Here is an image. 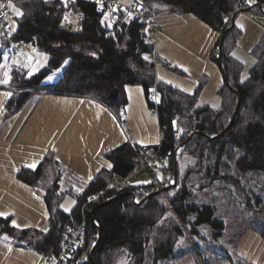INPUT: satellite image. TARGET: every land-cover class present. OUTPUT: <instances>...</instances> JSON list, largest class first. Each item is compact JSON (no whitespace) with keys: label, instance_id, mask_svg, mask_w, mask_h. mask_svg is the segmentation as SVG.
<instances>
[{"label":"trees","instance_id":"obj_1","mask_svg":"<svg viewBox=\"0 0 264 264\" xmlns=\"http://www.w3.org/2000/svg\"><path fill=\"white\" fill-rule=\"evenodd\" d=\"M148 1L197 16L218 32L219 37L230 26V16L248 6L245 0ZM255 1L258 4L250 6V10L261 13L264 0ZM13 2L21 11V16L15 18L13 40L36 45L50 59L39 72L27 78L13 73L12 87H22L23 91L13 92L7 103L10 112L21 108L35 93H48L93 99L120 118L127 103L125 86L140 85L147 100L156 88L157 101L148 100V106L160 125H166L167 129L157 146L141 147L126 141L105 151L111 168H102L81 188L61 186L69 173L50 153L35 170L21 169L19 179L44 191L48 229L17 228L9 217L0 216V239L8 236L18 246L56 257L63 249L69 229L84 219L87 240L95 239L100 232L99 243L93 256L82 262L78 260L83 250L75 248L67 257V264H173L175 244L184 233L181 224L190 225L193 234H198L200 226L208 225L214 239L222 236L225 222L215 216L218 205L240 219L247 230L264 238V182L258 187V182L251 183L254 177L243 178L247 172L264 176V38L253 49L257 62L242 80L243 64L231 56L240 31L235 25L226 32L221 62L217 60L218 53L213 60L221 67L230 86L225 81L216 92L221 102L215 109L199 104L206 81L204 76L200 77L193 94L157 80L154 46L145 42L147 24L138 17H127L121 10H113V16L103 15L97 2L77 0L74 9L83 12V24L81 31L72 32L60 26L63 0ZM146 16H150V9ZM66 60L69 62L59 78L43 83ZM236 91L240 95V107L231 126L217 136L230 122L237 104ZM186 130L192 134L185 133ZM182 143L181 155L177 158V185L166 191L174 194L169 199L173 206L170 216H166L170 206L163 193L152 195L142 203L133 200L130 193L142 201L145 196L141 187L145 184L127 185L98 202L86 204L91 194L109 186L114 179L131 174L150 149L158 150L160 156L169 160L168 170L173 177L175 150ZM185 155L194 163L182 169L181 157ZM214 188L219 195H214L211 201H192L193 191L211 193ZM67 194L76 200L70 213L60 208ZM115 196L119 197L97 207ZM93 208L92 219L89 211ZM229 254L226 255L228 264H234Z\"/></svg>","mask_w":264,"mask_h":264},{"label":"crops","instance_id":"obj_2","mask_svg":"<svg viewBox=\"0 0 264 264\" xmlns=\"http://www.w3.org/2000/svg\"><path fill=\"white\" fill-rule=\"evenodd\" d=\"M135 1L126 0L128 3ZM255 2L249 0L250 5L246 3L248 6L243 8L252 7ZM149 9V18L160 28L148 33L153 37L157 80L193 94L200 77L204 76L206 81L200 92L199 104L218 108L221 100L216 92L225 83L221 67L213 60L218 32L191 13L175 12L159 3L153 7L150 5ZM261 10L258 12L260 16L264 15V6ZM244 13L239 12L235 16L240 37L244 31L237 19H252L256 12L249 10ZM261 26L264 27V20ZM256 35L257 32L250 50L238 44L239 37L231 51V56L237 61L249 62L250 68L246 76L242 75V80L248 77L257 62L253 49L264 38V31L257 39ZM16 53L21 55L11 62V74L0 78V216L9 217L17 228L40 226L47 231L44 191L19 179L21 169L35 170L50 153L69 173L62 179L61 186L81 188L102 168H111L112 163L105 157V151L126 141L141 147L159 145L160 123L155 112L149 109L140 85L125 86L127 103L120 118L93 99L48 93H35L21 108L10 112L7 103L14 92L11 85L13 73L18 72L27 78L39 72L50 59L49 54L32 43ZM68 62L46 76L43 83L55 82ZM123 121L127 122L128 129L123 126ZM68 196L73 199H67ZM75 204V198L67 194L60 208L70 213ZM236 253L240 260L235 264H264V238L247 230ZM0 264H46V261L44 254L18 246L10 237L3 236L0 239Z\"/></svg>","mask_w":264,"mask_h":264},{"label":"built area","instance_id":"obj_3","mask_svg":"<svg viewBox=\"0 0 264 264\" xmlns=\"http://www.w3.org/2000/svg\"><path fill=\"white\" fill-rule=\"evenodd\" d=\"M12 0H0V52L4 51L5 49H9L12 53H16L20 51L23 47L30 44L25 40H13L12 34L14 31L15 25V14L10 7V2ZM51 1V0H45ZM77 0H63L64 8L62 12V16L60 19V26L68 31L78 32L82 30L83 24V12L76 11L74 9V3ZM88 1H95L99 5V11L103 15L113 16V10H121L124 11L127 17H138L141 21L147 24V36L145 37V42L152 43L153 37L150 36L148 33L149 31H157L159 30V26L157 23L146 16V12L150 8V1L148 0H137L135 2H125L124 0H88ZM218 52L216 51V54ZM148 100L152 102L157 101V90L154 88L149 96ZM123 126L125 129H128V124L126 121H123ZM176 128H179V125H176ZM166 125L159 126V137L161 138L166 131ZM185 133L192 134V131L186 130ZM182 148L179 145L175 150V156L177 158V154L180 152ZM155 161L161 168L165 170L163 174L162 182L153 181L150 184H145L141 187V192L144 196L148 195L149 193L157 190H161L166 188L168 185L173 183V177L169 173V160L167 158H163L160 156L158 150L150 149L149 153L142 159V163L128 176L126 177H118L113 180V182L107 186L102 188L101 190L96 191L95 193L91 194L88 199L87 203H95L105 197L107 194L115 191L120 190L121 188L134 184L138 176L143 174L144 167H149L150 163ZM178 190V187L175 189ZM164 190L163 197L167 204H169V192ZM136 203H138V199H133ZM171 206V205H170ZM97 241V237L95 239L87 240V233L84 227V219L79 225L71 227L68 233L65 236V241L63 245V249L58 256H53L52 254H45V261L46 264H67L66 259L70 256L75 248H80L83 250L81 256L79 257L80 262L85 261L93 246Z\"/></svg>","mask_w":264,"mask_h":264},{"label":"rangeland","instance_id":"obj_4","mask_svg":"<svg viewBox=\"0 0 264 264\" xmlns=\"http://www.w3.org/2000/svg\"><path fill=\"white\" fill-rule=\"evenodd\" d=\"M124 1L126 2V0ZM150 3L152 7L156 4L153 2ZM245 3L250 5L249 0H245ZM9 5L15 16L20 17L21 11L14 4V2H10ZM14 9L16 11H14ZM17 11L20 13L19 15L17 14ZM252 15V19L248 17L242 18L241 16V18L237 19V23L241 24V27L244 31L242 36L240 37V40L238 41V44H240L243 49L246 48L248 50H250L252 46L251 44L254 41L255 33L257 32V39V37L259 38L260 34L264 31V27L261 26L262 21L264 20V15L260 16L257 12L253 13ZM20 55L21 53H12L9 49H5L1 53L0 78H4L6 75L11 74L9 66L11 62L14 61V58ZM250 57H252V54ZM243 62L242 75L246 76L248 72L247 69L250 68L249 62ZM15 87L13 88L15 93H21L23 91L22 87ZM181 151L182 148L177 154V158L180 157ZM181 160L183 163L182 169H185L187 164L194 163V160L186 155L182 156ZM163 174L164 173L162 168L155 161H152L149 167H144L143 174L134 179V181L135 184H150L154 180L157 182H162L164 177ZM252 177H254V179L251 181V183L254 184L255 182H258V187L261 186V182H264V176H261V174L257 172H247V174L243 178L244 180H246V178L250 180ZM192 193V201L194 203L211 201L214 195H219V192L216 190V188H214V191L211 193L198 191H193ZM173 195V191H170L169 199ZM67 199L72 200L73 198L68 196ZM168 205L170 206L171 203H169ZM172 207V205L168 207L169 210L166 216H170L172 214ZM215 216L222 218L225 222L223 234L218 239H214L212 237L213 230L208 225L200 226L198 234H193L190 231V225L181 224L184 233L175 244L173 250V264H228L226 255L229 253L232 254L229 255L231 256V258H233L234 264L235 261L237 262L238 260H240V257L236 253V250L239 241L247 231V228L244 226L240 219L227 212L223 206H217ZM124 262H126V260H124L123 263Z\"/></svg>","mask_w":264,"mask_h":264},{"label":"water","instance_id":"obj_5","mask_svg":"<svg viewBox=\"0 0 264 264\" xmlns=\"http://www.w3.org/2000/svg\"><path fill=\"white\" fill-rule=\"evenodd\" d=\"M256 4H258V3H255L254 5H256ZM249 10H250V7H248V8L237 9V10H236V11L230 16V26H229L228 28H226L225 31L220 35V37H219V41H218V50H217V52H218V57H217V60H218L219 63L221 62V55H222V42H223L224 35L226 34V32H228L230 29H232V28L235 26V16H236L239 12H247V11H249ZM223 75H224V73H223ZM224 79H225L227 85H229V83H228L227 80H226L225 75H224ZM229 86H230V85H229ZM236 93H237V104H236L235 110H234V112H233V114H232V116H231L230 122H229V124L227 125V127H226L225 129H223V130H222L217 136H221V135H223V134L226 132V130L231 126V124H232V122H233V119H234V117H235V115H236V113H237V111H238V109H239V107H240V103H241L240 95H239V93H238L237 91H236ZM211 138H213V137H211ZM180 145L182 146L183 143L180 144ZM173 166H174L173 183H171L170 185H168V186H167L166 188H164V189L157 190V191H153V192L149 193L148 195H146V196L142 199V201H138V203H142L145 199H147L148 197H150V196H152V195H155V194H158V193L163 192L164 190H168V189H170V188H174V187H176V185H177V158H175V160H174V162H173ZM123 194H124V193H123ZM130 195L132 196L133 199L135 198V195H134L133 193H130ZM118 197H119V196H115V197H113V198H110V199H108L107 201H105V202L100 203L99 205H97V207H98V206H101V205H103V204H106V203H108V202H110V201H112V200H114V199H116V198H118ZM93 210H94V208L91 209V210L89 211V214H90V216H91L92 219H93V215H92ZM99 240H100V232H99V234H98L97 241H96L95 245L93 246V248H92L91 251H90V254H89L90 257L93 256V252H94L95 248L97 247V245H98V243H99Z\"/></svg>","mask_w":264,"mask_h":264},{"label":"snow or ice","instance_id":"obj_6","mask_svg":"<svg viewBox=\"0 0 264 264\" xmlns=\"http://www.w3.org/2000/svg\"><path fill=\"white\" fill-rule=\"evenodd\" d=\"M14 11H16V10L14 9ZM17 14L19 15L20 13L17 11Z\"/></svg>","mask_w":264,"mask_h":264}]
</instances>
